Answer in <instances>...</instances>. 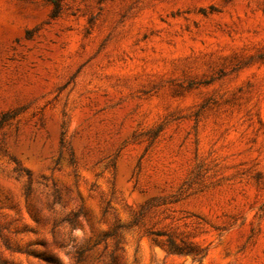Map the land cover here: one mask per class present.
<instances>
[{"label":"rangeland","instance_id":"374dc122","mask_svg":"<svg viewBox=\"0 0 264 264\" xmlns=\"http://www.w3.org/2000/svg\"><path fill=\"white\" fill-rule=\"evenodd\" d=\"M263 53L264 0H0V264H264Z\"/></svg>","mask_w":264,"mask_h":264},{"label":"trees","instance_id":"16d2710c","mask_svg":"<svg viewBox=\"0 0 264 264\" xmlns=\"http://www.w3.org/2000/svg\"><path fill=\"white\" fill-rule=\"evenodd\" d=\"M262 58L264 59V53L262 55ZM6 115H8V112H4L1 114L0 117L2 118V121H0V125L3 123L4 120H6V119H4L6 117Z\"/></svg>","mask_w":264,"mask_h":264}]
</instances>
